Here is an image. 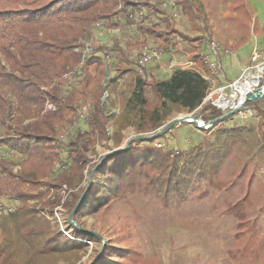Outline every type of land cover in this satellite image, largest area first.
<instances>
[{
  "label": "trees",
  "instance_id": "obj_1",
  "mask_svg": "<svg viewBox=\"0 0 264 264\" xmlns=\"http://www.w3.org/2000/svg\"><path fill=\"white\" fill-rule=\"evenodd\" d=\"M120 1L123 4L121 12L140 5L133 0H0V52L5 59L4 63L0 55V124L4 130L0 135V170L3 173L0 174V202L6 196L19 200L7 215L15 222L17 234L26 245L25 255L16 260L15 255L0 242V264H33L34 255L40 258L84 249L83 242L67 238L60 229H54L47 218L37 214V205L51 211L53 207L62 206L69 214L85 190L87 182L86 185L82 184L84 171L88 168L90 173L98 164H92L88 153L95 150L98 140L109 138L99 85L110 72L109 66L114 58L119 59L118 73L127 69L123 68L125 64L131 67L132 63H138L141 69L137 72L134 91L128 102L129 107L140 110L136 124L138 132L149 133L161 128L169 103L189 110L203 105L210 84L200 71L178 68L168 79L157 80L155 67L141 64L138 59L131 60L127 47L117 38L112 47L99 46L82 63L83 42L91 37L94 24L106 20L112 26L119 25L115 18L120 15L117 9ZM176 1L186 9L189 6L190 12L194 11L190 0ZM149 9L146 19L162 14L164 21L170 20V14L165 9ZM147 23L138 24L137 28L154 35L160 43L159 47L168 51L173 43L170 28L162 32L153 27L158 23L152 26ZM136 45L129 44L128 48L133 50ZM97 52L102 55L95 54ZM194 57L197 58H194L196 62L202 61L198 52ZM202 63L204 66L207 64L205 60ZM76 76L77 84L73 81ZM65 84L71 85L66 89L67 95ZM13 94L22 101L15 99ZM46 101L54 103L56 108L45 110ZM88 101L89 129L86 130L81 126L80 111ZM262 102L264 98L246 103L257 105ZM201 110L205 121L224 113L210 103L204 104ZM241 130L224 128L225 136L218 145L200 143L187 153L152 146L151 143L158 138L150 140L147 145L140 144L145 141L134 140L128 150L109 156L104 169L100 166L95 170L93 178L100 174L104 184L99 185L97 179H92L85 200L91 197L96 210H108L113 202L135 192L155 197L163 208L190 197L203 200L211 193H221L227 199L234 189L243 191V177H247L245 161L229 176H223L220 172L232 144L244 141ZM66 131L68 133L64 135ZM10 148L15 150L13 157L2 155V151ZM17 157L20 168L15 171ZM247 180V186H250L252 177L248 176ZM42 186L45 188L41 189ZM64 186L70 190V197L61 194ZM33 198L37 199V204H28L27 201ZM245 199L250 200L244 196L234 204L227 202L224 211L236 212L239 218L245 212L240 201ZM85 211V207H81L73 219L77 221ZM0 228L4 235L9 231L6 214L0 215ZM73 228L80 236L102 241L98 232ZM247 231L248 236L238 232L242 235L236 239L241 255L235 253V260L239 264H246L262 257L261 263L264 264V245H261L262 254L251 259L259 238L258 228L253 224ZM101 235L106 240L105 246L102 254L95 259V264H131L133 253L128 250L122 251V255L118 254L124 256L125 261L113 260L111 257L116 254L113 253L115 247ZM134 254L137 258L138 254Z\"/></svg>",
  "mask_w": 264,
  "mask_h": 264
},
{
  "label": "rangeland",
  "instance_id": "obj_2",
  "mask_svg": "<svg viewBox=\"0 0 264 264\" xmlns=\"http://www.w3.org/2000/svg\"><path fill=\"white\" fill-rule=\"evenodd\" d=\"M190 4L193 5L195 14L190 12L189 6L186 9L183 4H180L182 13L181 19L178 21L171 19L164 21L162 14H155L151 19L145 18L144 20V24L149 21L147 24L150 26L153 23H158L153 27L163 30L162 32L167 28L172 31L170 37L173 39V43L170 49L163 50V56L159 62L151 63V65H157L156 79H168L178 68L194 69L195 65L189 66L185 62L191 56L193 59H197L194 57L197 52L199 54L201 51L210 53L213 58L209 49L208 42L210 40L219 41L230 52L222 56V71L216 79L231 81L237 78L243 68L250 63L252 50L257 47L264 51V0H190ZM117 9L120 10L119 17L121 16L122 19L117 25L121 29V35L120 33L108 34L98 31L96 28L98 24H104L107 27L116 26H112L106 20L97 21L94 24L91 37L88 40L85 39L87 43L93 44L94 50L102 45L112 47L115 38L127 47V54L140 47L142 42L143 44L151 42L159 47L160 43L154 35L148 34L149 32H141L137 28V23L127 22L123 18L127 11L121 12L123 11L122 1L118 4ZM115 19L118 20V18ZM230 39L233 41L231 44L229 43ZM129 44L137 45L136 48L130 50ZM95 54L102 55L101 52ZM0 55L4 59L2 52ZM129 58L134 60L131 55ZM200 58L202 61L199 62L203 64L205 57L200 54ZM118 60L117 58L112 60L111 64L114 69L108 72L110 76L108 86L103 88L102 81L99 85L102 89L101 100L102 103L104 102V110L107 115L106 126L109 138L98 140L95 150L89 151L92 164L99 162L105 154L112 150L124 148L131 138L155 132L140 133L137 131L136 124L140 118V110L133 106L129 107L128 102L134 91L138 69L135 63H132L131 67H126L127 64H125L123 68L127 69L118 73ZM161 64L164 66L160 67ZM203 69L204 75L210 76V70L205 66ZM94 71L95 67L92 68L93 73ZM73 81L77 84L78 77L76 76ZM70 86L65 84L64 90L66 91ZM78 88H81L79 84ZM105 91L108 92V96L103 99ZM67 94L68 91L65 92V95ZM13 96L22 101L17 98V95L13 94ZM89 104L88 101L82 105L80 116L83 106H89ZM202 106L189 110L179 104L169 103L166 119L162 126L175 117L189 113L202 117ZM34 108L37 107L34 105ZM55 108L54 103L45 102V110ZM87 118L81 120V126L86 130L89 129ZM201 119L203 120V118ZM224 128L242 129L244 141L232 144L230 154L225 158L220 172L223 176H229L231 171L237 169L241 162L245 161L248 166L247 177H252V183L247 186V177H243V191L236 188L227 195V199L221 193L217 195L211 193L203 200L190 197L178 204L170 203L167 208H163L160 203L156 202L155 197L140 192L129 193L126 198L113 202L112 207L108 210H96L92 206L94 200L88 197V200H85L82 205L86 211L77 218V222L88 230L102 233L109 240L115 247L113 253L116 254L111 257L113 260L123 262L126 258L121 256L122 251L132 252L131 264H135V261L136 264H239L234 257L235 253L241 255V250L237 248V236L239 239L242 235L248 236L247 229L253 224L258 228L259 238L254 246L255 252L251 259H254L256 255L260 256L262 254L261 245H264V102L257 105H247L246 103L242 110L235 111L234 114L210 128L199 129L191 122L174 125L169 132L159 137L158 141L165 144L164 149L180 150L187 153L200 143L218 145L225 136L222 131ZM3 131V126L0 124V135ZM149 143L150 141H145L140 144L147 145ZM151 145L154 146V142ZM8 158L10 157L8 156ZM19 161L20 159L17 157L15 171L20 168ZM101 168L104 169V166ZM87 169L84 171L83 185H86L90 176ZM0 174L3 175L1 170ZM95 179L98 180L99 185L104 184L100 174L93 178V181ZM44 188L45 186L41 187V189ZM63 188L65 190H61V194L68 197L70 190L65 186ZM50 191L52 192V190ZM244 196L250 200L240 201L243 204L241 208L244 206L245 209L243 215L238 218V213L224 211L227 202L234 204ZM27 203L37 204V199H30ZM37 208V214L47 218L54 229H65L72 237L61 230L64 236L71 240H79L85 246L83 250L76 253H57L40 258L34 255L33 264L96 263L95 259L102 254L106 240L101 242L91 240L89 237L77 234L73 226H68L67 223L62 225V221H68V211L65 207L56 206L51 211L49 208L43 209L38 204ZM56 211L61 213L60 219L55 216ZM6 221L9 231L4 235L0 228V242L7 246L11 254L15 255L16 260H20V256L25 255L26 245L17 234L15 222L8 218L7 214ZM60 223L62 227H60ZM240 231L243 232L242 235H239ZM134 252L138 254L137 258ZM119 253L121 255H118ZM261 258L258 257L256 261L246 264H262Z\"/></svg>",
  "mask_w": 264,
  "mask_h": 264
},
{
  "label": "built area",
  "instance_id": "obj_3",
  "mask_svg": "<svg viewBox=\"0 0 264 264\" xmlns=\"http://www.w3.org/2000/svg\"><path fill=\"white\" fill-rule=\"evenodd\" d=\"M135 2L140 3V5L130 8L126 14H124L125 20L127 22H134L137 24L144 23L145 17L149 13V7H160L163 9H166L170 13V19L172 21H178L181 19V8L180 4L176 2V0H133ZM149 5V6H148ZM118 21L121 22V16H117ZM98 24V23H97ZM97 30L100 32H107L110 33H120L121 35V29L119 26L116 27H107L104 24H98ZM209 49L211 51V54H213V58H211L210 53H204L200 52L202 56L205 57L208 69L210 70V76H205L210 84V87L207 91L206 97L204 98L203 103H210L213 107L216 109H219L223 112H227L229 110L235 109L236 111L242 110L246 103H243L245 101L246 94L250 91L255 90L258 87H264V51L255 47L250 56V63L243 68L242 72L239 74V76L231 81H223L220 82L216 79V77L221 73L222 66H221V58L223 55L229 54V50L227 48H224L219 41L216 40H210L209 42ZM94 46L91 44V42L87 43V41L84 43V46L82 48V63L84 62L85 58H88L92 53H94ZM130 55L134 59H138L139 63L141 64H151L152 62L156 61L159 62L162 59L163 56V50L153 45L151 42H145L140 47L136 48L135 50L130 52ZM186 65L194 66L195 63L192 61H186ZM136 68L138 71H141L138 63L136 64ZM113 64L109 66V70L112 71ZM108 80H110L109 73L104 76L102 79V87L105 88L108 85ZM108 96V92L105 91V95L103 99H106ZM104 106V102L102 103ZM89 109V106L85 105L82 108L81 113V120L82 118L87 117V111ZM202 117H200V120L203 123H207L208 121L202 120ZM207 128H210L209 124L206 125ZM68 131L64 133V135H67ZM62 135V136H64ZM154 146L160 148L164 147L165 144L160 141H155ZM2 155H7V157H13L15 155L14 149H9L8 151H2ZM19 203L18 199L3 197V201L0 202V215L2 214H9L13 210L14 206ZM61 213L56 211L55 216L60 219ZM54 216V217H55ZM70 225L68 221H62V225L64 224ZM60 227L61 223H60ZM62 231L67 233V231L63 228H61ZM69 237H72L69 233H67Z\"/></svg>",
  "mask_w": 264,
  "mask_h": 264
},
{
  "label": "water",
  "instance_id": "obj_4",
  "mask_svg": "<svg viewBox=\"0 0 264 264\" xmlns=\"http://www.w3.org/2000/svg\"><path fill=\"white\" fill-rule=\"evenodd\" d=\"M262 98H264V87H258L255 90L250 91V92H248L246 94L245 101L243 103L250 102V101L253 102V101H256V100H260ZM235 111H236L235 109H232V110H229L227 112H224L222 115H220V116H218V117H216L214 119L209 120L207 123L200 122V116H198V115H193L191 113L185 114V115H181V116L173 118L171 121H169L167 124L162 126L159 130L155 131L154 133L135 136V137L131 138L127 142V144H126V146L124 148L114 149L111 152L105 154L101 158V160L98 162V164L91 170L90 176H89V178L87 180V186H86L85 190L82 192V194H81L76 206L68 214L67 220L70 223V225H72L74 227H78V228H80V229H82L83 231H86V232L97 233L96 231L88 230V229L84 228L82 225H80L77 221H75L73 219V216L78 211V209H80L82 207V205H83V203H84V201L86 199V194H87L88 188H89V186L91 184V181L93 179V175H94L95 170L97 168H99L100 166H103L109 156H111L113 154H119V153H122V152L128 150V148L130 147L131 142H133L134 140L150 141V140H153L155 138H159L162 135H164L167 132H169L174 125L181 124L183 122H191L197 128L203 129V128L206 127L207 124H209L210 126H213L215 123L220 122L222 120H225L226 118H228L229 116L234 114ZM99 236L103 240L102 235L99 234Z\"/></svg>",
  "mask_w": 264,
  "mask_h": 264
},
{
  "label": "crops",
  "instance_id": "obj_5",
  "mask_svg": "<svg viewBox=\"0 0 264 264\" xmlns=\"http://www.w3.org/2000/svg\"><path fill=\"white\" fill-rule=\"evenodd\" d=\"M229 43L231 44V43H233V41H232V39H230V41H229ZM230 44H228V45H230ZM192 61V62H194L195 63V67H194V69H196V70H199L203 75H204V69H203V66L204 65H202L201 63H199V62H196L195 61V59H193L192 58V56H191V58L190 57H188L187 58V61ZM205 60V62H206V59H204ZM207 63V62H206ZM154 67H155V71H156V69H157V65H153ZM160 67H163L164 65H159ZM202 67V68H201ZM208 68V66H207V64H206V66H205V68ZM168 68H171V67H168ZM205 76V75H204ZM228 80H231V79H228ZM233 80V79H232ZM220 82H223L222 80L220 81Z\"/></svg>",
  "mask_w": 264,
  "mask_h": 264
},
{
  "label": "bare ground",
  "instance_id": "obj_6",
  "mask_svg": "<svg viewBox=\"0 0 264 264\" xmlns=\"http://www.w3.org/2000/svg\"><path fill=\"white\" fill-rule=\"evenodd\" d=\"M200 122H202V121L200 120Z\"/></svg>",
  "mask_w": 264,
  "mask_h": 264
}]
</instances>
